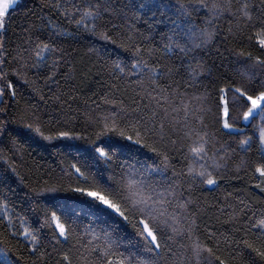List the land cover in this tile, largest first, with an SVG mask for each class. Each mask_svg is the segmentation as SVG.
<instances>
[{
	"label": "snow or ice",
	"instance_id": "obj_1",
	"mask_svg": "<svg viewBox=\"0 0 264 264\" xmlns=\"http://www.w3.org/2000/svg\"><path fill=\"white\" fill-rule=\"evenodd\" d=\"M45 11L0 0V254L19 253L4 264H234L217 255L221 243L264 264V199L246 203L237 189L225 205L224 223L243 234L235 241L211 230L204 217L214 205L196 195L243 171L264 197V0H42ZM85 34L125 56L99 65L103 94L81 113L72 105L91 68L73 44ZM88 127L99 129L95 139ZM112 136L126 143L101 140ZM21 141L60 142L77 155L41 186L16 162ZM60 192L76 198L48 195Z\"/></svg>",
	"mask_w": 264,
	"mask_h": 264
},
{
	"label": "trees",
	"instance_id": "obj_2",
	"mask_svg": "<svg viewBox=\"0 0 264 264\" xmlns=\"http://www.w3.org/2000/svg\"><path fill=\"white\" fill-rule=\"evenodd\" d=\"M25 4V10H32L36 12L39 15H44L47 17L48 13L41 12V3L42 0H23ZM14 15H16L14 13ZM52 23H57V18L55 16L52 17ZM222 27L224 29L227 28V22L222 23ZM223 35V33L221 34ZM11 38V37H10ZM255 40V38H254ZM235 42L230 43L226 45V47H232L234 46ZM95 46L99 50V57H102L101 60H98L97 54L93 53L91 55H87L89 48ZM73 47L77 50V56L76 59L80 61V67L81 68H91V74L89 75L88 79L84 82L83 85L80 86V90L75 93L77 96L80 97V100L73 104V109L80 108V112L83 113L85 109L83 107H80V105L83 103L84 100H86L89 96H92L93 92H97L99 95L103 94V85L108 80V76L103 72V70L99 67L100 64L103 63L104 60H110L115 59L117 56H120L123 58L125 54L123 53V50L118 48L116 45L112 44H103L101 42H96L93 38L89 37L88 35H83L80 37L74 44ZM221 52L224 54V61L223 63L225 65H228L231 63V58L229 57L228 53L224 51V47H221ZM254 52L256 51L255 48L252 49ZM210 59H215L217 66L221 64L220 59H217L215 57H211ZM96 65L93 67V65ZM238 65H233L231 71H235L236 68H238ZM221 71H223V68H221ZM29 91L25 90L24 95L27 97L29 95ZM93 99H97V102L99 103V100L97 97H93ZM47 117H45L46 119ZM85 128V119L83 116L79 118V120L76 122V130L81 131ZM99 131V129H93L91 127L87 128V131L84 133L85 135H90L92 139H95V132ZM48 134V133H46ZM120 140L119 137L112 136V137H102L101 140ZM24 148L25 151L23 153V160H17L16 162L18 164H22V171L28 172L30 170L31 175L30 179L35 183L37 181L40 182L41 186H45L43 184L44 181H48L49 184H54L57 182L58 178L63 175L61 169L67 168L68 163L73 162L72 158L77 155V152L75 148L69 150L63 148L62 144L60 142H53L55 144V147L52 146H46L47 142H24ZM121 143H126V141L120 140ZM65 143H72L74 145L79 146L81 149L85 147H90V145L84 144L81 141H73V142H65ZM58 149L59 153L58 154ZM145 153L147 150H143ZM148 155H151L148 153ZM143 158V156H141ZM176 163V161H174ZM176 167L179 168L180 165L176 163ZM233 169H235V165H233ZM168 175H171V172L168 173ZM240 177H243L244 179H237L232 177L231 175H226L224 180L219 182V187L214 186H207L202 193H197L196 195L201 196V198H207V203L209 205H214V207L209 209V215L212 217L211 220H208L207 216L204 217V221L209 224L211 227V230L216 232L218 235L223 233L224 235L228 236L231 240L240 241L242 239L243 234H236L233 235L232 233V225L229 223H224V221L227 219V214L231 212L230 208H225V205L227 203H234V197L237 195L236 190L240 189L242 190L239 195L241 199H244L246 203H251L252 199L255 198H261L264 199V197H260L259 190L254 187L256 184V180L249 179L245 177V174L243 171L239 173ZM15 187V185H13ZM19 196H23V192L19 191ZM226 193H232L233 198L226 200ZM48 195H56L58 197H69L71 199L68 200V202H72V199H75L76 197L72 193H56V194H48ZM16 211L20 212V199L16 198L15 201ZM45 203H50L49 201H45ZM27 207V205H26ZM217 208H224L225 214L220 215L216 209ZM256 211L259 212L260 206L257 204L255 206ZM85 212L88 213L87 208H84ZM23 214V213H22ZM251 214V213H249ZM217 216H219V220H217ZM27 218L29 219V222L35 220V217L29 212L27 214ZM83 223H88V220L85 217H82ZM199 223V221H198ZM35 226V225H33ZM19 224H16L14 229L12 230H18ZM25 227H28V225H25ZM3 229L0 228V231ZM21 239V244H23V238ZM221 240L223 241V236H221ZM12 244L16 243V240L13 239L11 241ZM0 247H3V245H0ZM241 248L242 244H232L231 247L226 246L224 243H221L220 250L217 252V255L221 257L222 260L233 261L234 264H249V260L247 255L241 256ZM19 255V253L13 254V252H7L4 254H0V264H4L5 259L7 260H14L16 256ZM253 256L255 254H252ZM85 261L90 259L88 257L87 253H84ZM23 264V262H21Z\"/></svg>",
	"mask_w": 264,
	"mask_h": 264
},
{
	"label": "rangeland",
	"instance_id": "obj_3",
	"mask_svg": "<svg viewBox=\"0 0 264 264\" xmlns=\"http://www.w3.org/2000/svg\"><path fill=\"white\" fill-rule=\"evenodd\" d=\"M60 203H64V201L61 200ZM68 203L71 204V202H68ZM76 213H77V215H79V216H81V217H85L87 220L92 219V217H90V216L88 215V213L85 212L84 209L81 210V208H76Z\"/></svg>",
	"mask_w": 264,
	"mask_h": 264
}]
</instances>
